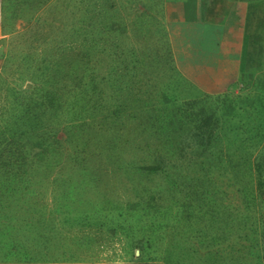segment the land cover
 <instances>
[{"label":"rangeland","instance_id":"1","mask_svg":"<svg viewBox=\"0 0 264 264\" xmlns=\"http://www.w3.org/2000/svg\"><path fill=\"white\" fill-rule=\"evenodd\" d=\"M85 1L112 8L105 32L110 34L114 23L119 24L118 31L126 24L127 33L135 34L131 38L141 39L137 45L157 40L167 25L163 16L167 0ZM243 3L238 9L242 15ZM80 7V0H0V187H7L0 190L10 201L11 192L28 195L43 186L36 182L35 177H40L50 180L56 191L51 214L55 218L45 229L44 241L8 239L1 244L0 264H134L140 253L139 261L150 264H199L200 260L202 264H264V186L259 184L264 179V69L238 73L239 80L221 93H208L199 85L194 91L198 95L151 108H129L118 114L111 103L97 115L61 114L50 105L49 91H60L55 96L61 97V87L75 81V50L83 51L75 48V10L78 17ZM234 12L232 21H237ZM143 14L149 16L148 25L153 24L146 39L137 22ZM238 46L241 53L244 42L239 40ZM255 47L261 49L250 46ZM110 53L95 57L100 62L105 59L102 64L108 75L115 61ZM209 118L218 132L211 140L206 133L197 136L194 125L201 120L207 128ZM172 142L185 145L194 158H218L219 187L211 183L216 175L190 173L191 167L180 165L170 172L161 168L153 185L147 175L120 174L116 163L120 157L136 154L137 163L149 162L156 150ZM146 187L157 197L154 203L150 197L143 202L162 209L154 214L156 219L174 218L172 228L153 233L150 223L159 222L150 214L127 219L125 207L144 205ZM3 196L1 206L14 204L4 205ZM76 198H83L82 208L76 204L69 208L67 201ZM143 224L139 243L126 234L130 225ZM205 236L209 241L204 243ZM210 249L220 252L205 254Z\"/></svg>","mask_w":264,"mask_h":264},{"label":"trees","instance_id":"2","mask_svg":"<svg viewBox=\"0 0 264 264\" xmlns=\"http://www.w3.org/2000/svg\"><path fill=\"white\" fill-rule=\"evenodd\" d=\"M197 1L167 0V5L165 4V8L163 9V13H165L163 16L167 25L162 28L163 30L161 32L163 33H160L158 39L148 43L147 46H141L136 44L137 41H141L139 37L132 39L131 35L135 34L127 33L129 27L125 23L123 27L120 26V31H118L119 24L114 23L111 33L108 34L105 32L108 13L113 11L112 8L106 6L107 4L105 5V3L102 4L95 1L86 3L85 0H80L81 7L78 17L76 15L79 11L75 10V48L78 46L83 51L75 50V81L70 82L72 85L65 83L61 87V97L59 95L55 96L60 91L54 93V91L50 90V98L48 99L50 105L55 106L58 112H62L61 114L75 113L77 115L90 112L92 115H97L95 113L103 112L105 110L104 108L110 106L112 103L115 112L119 114L124 109H146L154 105L159 106L162 103L176 101L182 96L190 97L192 95H198L194 91L200 87L199 84L193 81L177 64L168 31L169 18H177L175 10L178 12L183 5L184 11L185 4L187 11H190L192 8L191 13L195 15L198 8ZM203 1H207L208 4H206L207 10L204 14L206 19L210 18L219 23H226L233 19L235 16V7L237 10L240 2L243 1L246 3V13L243 21L244 47L241 53L240 74L242 75L245 71L247 72L248 69L252 68L264 69V0H222V3H217L218 0ZM216 5H219V8ZM176 6H178V9ZM116 11L117 9L115 7L114 12ZM166 14H168V19L166 18ZM151 19L155 20L153 17H150ZM147 21H149V16L144 14L137 18V22L141 23V30L145 29L143 31L144 39L147 38L150 26L153 25H148ZM226 24L228 25L230 23ZM108 44H110V47ZM251 44L258 45L261 49L257 47L250 48ZM96 48H98V52L102 55L110 51L111 57H115L109 75L106 71L107 67L102 64L105 59L103 58L101 62L95 59V57L99 56V53H95L94 51ZM64 72L67 74L70 72L71 74V71L68 70ZM145 76L146 78L143 79ZM243 80L245 81V78ZM177 91H181V94L177 93ZM182 112L193 113V110L183 109ZM216 113L217 111H215V115H217ZM181 115L184 114L181 113ZM231 116L236 117L233 113ZM179 118L183 117L179 114ZM206 122L207 128L204 127V123H201V120H197L196 124L194 123L198 130L197 136L206 133V137L211 140L215 134H218L217 127L215 125L210 126V118ZM178 142H172L170 147H163L160 151L156 150L154 154L156 157L153 155L152 161L150 160L149 162L143 161L137 163L136 154L131 155L129 159L123 157L122 160L120 157L116 160L120 168V174L127 176L134 174L147 175L153 185V182H156L154 174L160 171L161 168L164 171L170 172L174 165H180L186 169L191 167L189 169L190 173L202 172L204 174L208 172L216 175L211 183L215 184L214 188L219 187L217 185L219 178L217 172L220 170L218 158H194L191 153H186L185 145H181ZM108 144L113 148L114 145L112 142L108 141ZM113 149L116 148L114 147ZM202 153L203 149L199 151V155ZM161 161H163V166L161 165ZM84 164L87 168V163ZM102 170L97 169L96 172L102 174ZM259 182L260 186H264L263 178H260ZM72 185L75 187L74 183ZM144 190L148 193V195H142L141 197V204L144 205L138 204L133 207H125V213L129 216L127 219H131L132 217L136 218L139 214L144 216L150 214L153 221L159 222V225L150 223L153 233L157 229V231H161L162 228L164 230L172 228L174 218L165 220L156 219V215L154 214L161 212L162 209L160 207H153L147 200L143 202V198L150 197L153 200L151 202L154 203L157 197L155 193L151 196L152 189L150 191L149 187H146ZM174 191L175 194H180L176 189ZM158 193H161V191ZM82 199L76 198L75 201L68 200L67 205L71 208L76 204L75 207L78 205L79 208H82ZM210 202L212 203L211 200H208V204ZM55 203L56 205L58 204L57 201ZM214 203L216 202L212 203L213 207L216 205ZM130 204L128 205L130 206ZM150 209L153 210L152 213ZM145 224L141 227L130 225L127 227L126 234L133 236L139 243L144 236ZM185 233L186 231L182 235ZM207 241H209V238L205 236L204 243ZM219 252L220 249H210L205 254L215 255ZM141 255L140 253L137 257L138 262H134V264H150L139 261L141 260ZM216 258L219 260L220 255L218 254ZM233 259L235 262L239 261V256L237 255ZM202 262L200 260L199 264H202Z\"/></svg>","mask_w":264,"mask_h":264},{"label":"crops","instance_id":"3","mask_svg":"<svg viewBox=\"0 0 264 264\" xmlns=\"http://www.w3.org/2000/svg\"><path fill=\"white\" fill-rule=\"evenodd\" d=\"M196 14L187 11L184 4L178 10H175L177 18L170 19L168 31L172 42V48L181 69L197 84H199L208 93H221L229 88L231 84L239 80V66L241 53L239 52V40L243 41V21L246 13V6L243 12L238 11V18L232 19L226 23H219L206 19L207 1L198 0ZM203 4H205L203 6ZM207 4V5H206ZM241 4L238 5L240 10ZM178 9V6H176ZM219 8V6L216 5ZM236 9V7H235ZM237 9V10H238ZM236 10V12H237ZM169 13V12H168ZM168 15V14H167ZM242 26H238L241 24ZM241 28V29H240ZM238 74V75H237ZM34 176H32L33 179ZM36 182H43V186L34 192H29L30 198L26 193L14 192L9 195L0 190V195H4V202L14 203L9 206H1L0 212H9L7 215H0V249L1 244L8 242L10 238H22L30 242L41 243L45 237V229L49 222L55 217L51 216L53 209V196L56 191L48 179L35 177ZM41 179V180H40ZM51 182V181H50ZM7 189L6 186L0 187ZM25 204V205H21ZM4 227L10 229H4ZM12 244H17L12 242ZM3 250H5L3 248ZM24 260V259H22ZM24 264V263H23Z\"/></svg>","mask_w":264,"mask_h":264}]
</instances>
